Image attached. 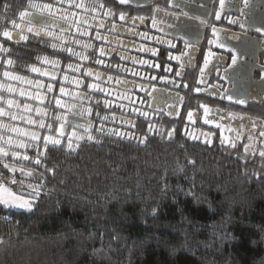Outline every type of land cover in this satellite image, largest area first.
<instances>
[{
  "label": "flooded vegetation",
  "instance_id": "flooded-vegetation-1",
  "mask_svg": "<svg viewBox=\"0 0 264 264\" xmlns=\"http://www.w3.org/2000/svg\"><path fill=\"white\" fill-rule=\"evenodd\" d=\"M92 2L93 0H85L88 5ZM32 3L53 4L57 18L47 14L41 16L37 10L26 8L23 11L33 12V23L52 35L42 33L41 36H36L28 33L25 28L24 34L28 39L20 40L17 35L19 30L11 27L8 29L12 32L11 40H6L3 35L0 37V45L8 49L7 52L0 51V109L7 113L0 116V137H3L0 139L1 143H6L11 138L13 144L6 143L7 146L22 149L16 147V144H26L31 137L12 131L13 128H18L23 133L35 132L43 141L45 136L59 139L62 145H68L69 137L72 138L73 146L107 140L138 147H146L153 142L171 144L188 141L234 159L264 161L258 154H251L254 150L258 153L264 147V138L259 137V131L264 130L261 127L264 123V0H248L247 6L245 0H224L223 9L220 8V0H130L127 5H120L118 0H96L95 12L70 8L67 2L59 5L56 0H35ZM99 3H104L105 8L100 9ZM61 9L69 16V22L86 16L88 24H82L81 30L89 34L81 36L75 26L70 31H62L67 24L59 19ZM109 9L115 13L114 16L104 15ZM121 10L126 13L125 20L119 19ZM217 12L221 13L219 20L216 19ZM72 13L77 15L74 17ZM153 19L156 21L155 26ZM201 20L205 23H200ZM230 20L237 22L229 23ZM17 22L20 23V20ZM101 23L104 24L103 28L99 26ZM112 25H116L114 32L109 31ZM212 27L217 29L219 41L224 47L208 44L209 39H215ZM97 31L109 37L112 43L97 41ZM143 33H147L149 38L142 39L140 34ZM157 38L160 41L170 40L176 47L171 48L167 43L157 42ZM76 40L91 43L93 48L85 49L74 43ZM184 41H188L194 49H185ZM52 44L58 47L53 49ZM30 45L33 47L32 51L28 49ZM66 47H72L89 58L82 60L72 56L62 50ZM100 47L106 49V55L100 56ZM111 48H116L117 51H108ZM143 49H155L156 54ZM181 51H187L191 56L190 63L189 56H182L183 68L180 67L181 61L169 59V56L181 55ZM209 51L214 56L210 58L211 63L201 77L200 68L204 67V57ZM119 53L135 57L137 61L147 60L149 64L159 67L133 64L131 59L121 60ZM233 54L237 56L235 65L232 63ZM43 57L59 63L53 67L52 64L45 63ZM9 59L13 61L12 65L6 63ZM96 59L103 60L104 64H96ZM69 64L73 68L79 67V71L70 69ZM115 65H120V69ZM32 67L39 68L40 72L55 73L56 79L41 75L40 72H32ZM89 70L93 75L85 76L84 73ZM5 71L33 83L7 78L4 76ZM133 71L140 75H132ZM177 71L181 72L180 76H176ZM97 72L100 73L98 79L95 76ZM109 75L113 77L112 81H108ZM118 78L135 81V86L131 83L117 84ZM77 80L81 82L79 85L74 82ZM37 82L43 87H38ZM49 84L53 85L52 92L47 89ZM88 84H98L106 91H94L87 88ZM9 86L14 91L9 92ZM60 87L65 88L63 95L59 91ZM197 88L201 91H195ZM125 89H130L127 94L131 101L120 98V93ZM21 90L25 95L20 94ZM229 96L232 100L228 99ZM54 97L60 99L64 107L57 108ZM8 100L16 103L9 108ZM81 100L85 109L83 114ZM97 100L100 101L98 107ZM237 100H243L244 104L236 103ZM105 101L110 102L108 108L103 107ZM24 104L29 105L30 111H24ZM72 104L77 106L71 108ZM121 104L124 108L118 107ZM201 105L210 109L207 117ZM89 107L93 108L92 114L86 111ZM132 109L139 111L133 112ZM96 111L101 116L108 117L102 121L105 131L114 129L131 134L133 139H121L116 135L96 132L95 129L100 124ZM140 111L149 115L141 116ZM189 111L193 112L192 121L187 118ZM8 114H16L18 118L13 120ZM232 114L243 116L244 119H235ZM21 116L36 123L29 124L26 119H20ZM56 116L62 119L56 120ZM205 119L209 123H204ZM41 120L45 123L44 128L39 127ZM125 120L133 121L135 126L124 123ZM251 121L257 123L256 129L252 130L253 141L247 139L252 127ZM89 122L92 123V128L85 131ZM150 124L154 126L151 131ZM217 124L222 127L218 128ZM48 125L52 127L49 128ZM241 125L245 127L237 140V130L241 129ZM169 132L172 133L171 137ZM73 133L76 135L73 136ZM90 134L95 137L94 140L87 139ZM76 136L83 138L77 140ZM233 142L236 143L235 148L231 147ZM249 143L253 144V149L249 150L245 159L244 145Z\"/></svg>",
  "mask_w": 264,
  "mask_h": 264
},
{
  "label": "trees",
  "instance_id": "trees-1",
  "mask_svg": "<svg viewBox=\"0 0 264 264\" xmlns=\"http://www.w3.org/2000/svg\"><path fill=\"white\" fill-rule=\"evenodd\" d=\"M33 1L0 0V37ZM25 145L0 142V186L42 187L31 210L0 204V264H264V161L188 141Z\"/></svg>",
  "mask_w": 264,
  "mask_h": 264
},
{
  "label": "snow or ice",
  "instance_id": "snow-or-ice-1",
  "mask_svg": "<svg viewBox=\"0 0 264 264\" xmlns=\"http://www.w3.org/2000/svg\"><path fill=\"white\" fill-rule=\"evenodd\" d=\"M65 2L68 3L69 7L72 8H77V9H81L83 10L84 12H95L97 10V3H96V0H93V2L88 5L85 3V0H80V2H76V0H56V4H59V5H63ZM130 0H118V3L120 5H127L129 4ZM247 3H248V0H245V6H247ZM5 9H7L8 7H10L9 5L5 4L4 5ZM98 7L100 9H103L105 8V4L104 3H99ZM224 7V0H220V8L223 9ZM27 8L28 9H35L37 10L38 14L43 16L45 14H47L49 17H52V18H57V14L56 12L53 10L54 9V5L49 3V4H44V5H38V4H34V3H29L27 5ZM72 15L75 17L77 14L76 13H72ZM104 15L105 16H114L115 13H113L111 11V9H109L108 11L104 12ZM32 17H33V12L31 10H26V11H20L19 12V20H20V23H18L15 19H13L11 21V25L14 29H18L19 31L17 32V35L19 36V39L20 40H27L28 39V36L24 34L25 32V28L27 30L28 33H33L34 35L36 36H41V34H45V35H52L51 32L47 31L46 29L44 28H39L37 27L34 23H33V20H32ZM141 20L143 19V17H139ZM221 18V13L220 12H217L216 13V19L219 20ZM59 19L63 20L66 24H67V27L62 29V31H70L73 26H75L76 28V31L81 35V36H84V35H88L89 33L85 30H81V25L82 24H85L87 25L88 24V18L85 16L83 19H75L73 20L72 22H69V16L67 14L64 13V11L61 9V14L59 15ZM119 19L120 20H125L126 19V13L121 10L119 12ZM237 21H234V20H230L229 23H236ZM155 19H153V25L155 26ZM200 23H205V21L201 20ZM23 25V26H22ZM90 26V25H89ZM101 28L104 27V24L101 23L99 25ZM241 27H243V24H241ZM116 30V25H112L110 28H109V31H115ZM259 31V29H258ZM2 35L3 37L6 39V40H11L12 39V32L10 30H7L5 29L3 32H2ZM141 35V38L142 39H147L149 38L147 33H143V34H140ZM212 35L213 37H215V39H209L208 40V44L209 45H212V44H215L216 47H224V45L219 41V37L217 35V29L215 27H212ZM57 39H59L60 37H56ZM95 39L97 41H104L106 43H112V41L109 40V37L107 36H104L102 35L99 31L96 32V36H95ZM116 43H119L118 40L115 41ZM157 42H160V43H167L169 45V47L171 48H175L176 45L172 42V41H160L158 38H157ZM74 43L76 44H79L81 47L85 48V49H92L93 48V44L91 43H88V42H83V41H80V40H76L74 41ZM184 44H185V49H194V46L193 45H190L188 41H184ZM53 49H56L58 46L56 44H52L51 45ZM63 51H66L67 53L71 54L72 56H75V57H79L80 59L82 60H87L89 57L86 56V55H83L82 53H79V52H76L72 47H66L64 49H62ZM144 51H148V52H151L153 55L156 54V50L155 49H143ZM0 51H4V52H7L8 49L7 48H4L2 45H0ZM108 51H117L116 48H111L109 49ZM231 51V50H229ZM99 54L100 56H104L107 54L106 52V49L104 47H100L99 48ZM120 55V59L121 60H125V59H131L132 60V63L133 64H136V63H140V64H145V65H148L149 67H152V66H156V67H159V65H151L149 64V62L147 60H140V61H137V59L135 57H127L125 54L123 53H119ZM182 56H189V63L191 62V56L189 55V52L187 51H181V55L179 56H169V59H174V60H177V61H181V58ZM214 56V53H212L211 51L208 52V54L204 57V61H203V64H204V67L203 68H200V75L201 77H203L204 75V71L205 69L208 67V65L211 63V57ZM43 61L45 63H50L53 65V67H55L59 62L58 61H55V60H52V61H49L47 57H43ZM7 64L9 65H12L13 64V61L11 59L7 60L6 61ZM95 63L96 64H104V61L103 60H100V59H96L95 60ZM232 63L233 65H235L237 63V56L235 54L232 55ZM68 67L70 69H73L74 71H79V67H76V68H73V65L72 64H69ZM107 67H112V65H107ZM115 67L117 69H120V65H115ZM180 67L183 68L184 67V63L181 61V64H180ZM166 71H168L169 69H165ZM31 71L32 72H40V69L39 68H36V67H32L31 68ZM124 71H127V69H125ZM41 75H45V76H50L51 79H56V76H55V73H49V72H40ZM176 76H180L181 75V72L180 71H177L176 73ZM85 76H92L93 75V72L91 70L89 71H86L84 73ZM132 75H140L138 72H135L133 71L132 72ZM4 76L7 77V78H10V79H13V80H17V81H24L26 83H33V81H25V78L22 77V76H14L12 75L11 72L9 71H5L4 72ZM95 76L96 78L98 79L99 76H100V73H95ZM68 78L65 76V80H67ZM152 79H155V77H152ZM113 80V77L111 75L108 76V81H112ZM77 85H79L81 82L79 80L77 81H74ZM116 83L117 84H123V85H128L129 83H131L133 86H135V81H128L127 79H117L116 80ZM37 86L38 87H43V85H40L38 82H37ZM178 86V85H177ZM185 87H187V85H184ZM140 88H143V85H140L139 86ZM87 88L89 89H92L94 91H98V92H105L106 90L102 87H100L98 84H88L87 85ZM47 89L49 92H52L53 91V85L52 84H49L47 86ZM8 91L9 92H12L14 91V89L11 88V86L8 87ZM61 95H63L65 93V88L64 87H60L59 89ZM130 91V89H125L124 92L120 93V98L121 99H128L131 101V97L127 94V92ZM195 91L199 92L201 91L200 88H197ZM20 94L23 96L25 95L24 91L21 90ZM87 94H85L86 96ZM229 100H232V97L229 96L228 97ZM54 102H55V106L57 108H61V107H64V105L62 104V101L58 98H55L54 97ZM16 102L13 101V100H8L7 101V104L9 106V108H11ZM109 103L108 101H105L103 103V107L104 108H108L109 107ZM236 103L238 104H244V101L243 100H237ZM97 104V107L100 105V101L97 100L96 102ZM17 107H19V105H16ZM77 105L76 104H72L71 105V108H75ZM174 105H170V107H173ZM24 111H30V108H29V105L27 104H24ZM118 107L120 108H124V105L121 104L119 105ZM201 107L204 108V115L207 117V115L209 114V111L210 109L204 105H201ZM71 108H69V111L71 110ZM85 111V109H83V100H81V114H83V112ZM87 113L88 114H92L93 112V108L89 107L86 109ZM133 112H137L139 111L138 109H132ZM37 112H40V109H37ZM7 113L4 112L3 109H0V116H4L6 115ZM139 114L141 116H144V117H147L149 115V113L147 112H143V111H140ZM11 116V119L15 120L17 119V115L16 114H8ZM95 115L99 118L100 120V124H99V127H97L95 129L96 132H99L101 134H105V135H116L118 137H120L121 139H133V136L131 134H128V133H124V132H120V131H117V130H114V129H108L107 131H105V128H104V124L102 121L104 120H107L108 117L107 116H101L100 115V112L99 111H96ZM233 118L235 119H244L243 116H236V114H232ZM20 119L24 120L26 119L27 122L29 124H34L36 123L35 121L31 120V119H28L26 117H19ZM187 118L189 121H192L193 119V112L189 111L187 113ZM56 120H60L62 119L60 116H56L55 117ZM113 119H115L113 117ZM124 123L126 124H129V125H132V126H135L133 121L131 120H125ZM204 123H209V120L205 119ZM218 128L222 127V125H219L217 124L216 125ZM251 129L249 130V135L247 136V139L249 141H253L254 140V136L252 134V130L256 129L257 127V123L256 121H251ZM39 127L41 128H44L45 127V123L43 120H41L39 122ZM49 128L52 127V125H48ZM153 125H149V131H151L153 129ZM245 126L244 125H241V129L240 130H237V135H236V139L238 140L240 138V136L243 134V128ZM262 128H264V123H262L261 125ZM92 128V123L89 122L87 128L85 129V131H88L89 129ZM229 131H232L231 128L228 129ZM12 131L14 132H17V133H20L22 135H29L31 137L32 140H39L40 137L35 133V132H32V133H23L21 132L20 129L18 128H13ZM61 134L62 133V129H61ZM76 134L73 133V136H75ZM169 137H171L172 133L169 132L168 133ZM259 137H262L264 138V130H261L259 131ZM83 137H79V136H76V139L79 140V139H82ZM195 138V137H193ZM0 139H3V137H0ZM44 143H45V146H47L48 143H51L53 146H58L61 144V141L59 139H54L53 137L51 136H45L44 138ZM71 137H69V143L67 145L68 149H72L73 148V144L71 142ZM87 139L88 140H94L95 137L93 135H88L87 136ZM222 143L224 142L223 139L221 141ZM7 144L9 145H12L13 144V141L11 138H9L7 141H6ZM16 147L18 148H25L27 147L25 144H22V143H18L16 144ZM231 147L235 148L236 147V143L233 142L231 143ZM250 149H253V144L249 143L247 145H244V151H245V159L247 158V154L249 153V150ZM252 155H256L258 154L262 159H264V147H262L261 149L258 150V153L257 151H252L251 153ZM0 155L4 156V157H7L9 154L7 151H5L3 148H0ZM40 155H43V153H40L39 151H37V156H40ZM12 156L15 157V158H19L20 154L18 152H13L12 153ZM23 160L27 161L29 160V157L27 155H24L23 156ZM34 163L36 165H40L41 164V160L39 158L35 159ZM3 167L4 169H8L10 167L9 164L7 163H4L3 164ZM11 171L13 173L16 172V168L15 167H12L11 168ZM20 172L22 174H25V169L23 167L20 168ZM33 175V172L31 170L27 171L26 172V176L28 177H31ZM12 180V183H16V179L15 177H11L10 178ZM22 183V182H21ZM29 187H31V193L30 195L33 197L32 199H25L23 197H19V196H13L11 195V193H9V197L8 199H4V200H0V203H4L10 207H16V208H23V209H27V210H31L32 207L34 206V203H35V200L39 198V195H40V189H41V185H36V186H31L29 185ZM5 192H7L8 190L7 189H4Z\"/></svg>",
  "mask_w": 264,
  "mask_h": 264
},
{
  "label": "rangeland",
  "instance_id": "rangeland-1",
  "mask_svg": "<svg viewBox=\"0 0 264 264\" xmlns=\"http://www.w3.org/2000/svg\"><path fill=\"white\" fill-rule=\"evenodd\" d=\"M13 159H14V160H17V158H15V157H13ZM14 164H15V163H14ZM14 164H13L12 166H10L9 168L11 169L12 167H15V168H16V171H17V170H20V168L14 166ZM4 189H6V188H4L3 186H0V200L8 199V197H9V193H11V195H13V196H19V197H23V198H25V199H32V198H33V197H30V196H31V195H30L31 190H27V191H26V193H28V196H23V195L15 194V193L11 192V191L8 190V189H7L8 191L5 192ZM0 204L3 205V206H5V207H9V208H13V209L25 210V211L27 210V209H23V208L10 207V206H8V205H6V204H4V203H0Z\"/></svg>",
  "mask_w": 264,
  "mask_h": 264
}]
</instances>
